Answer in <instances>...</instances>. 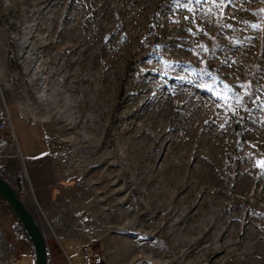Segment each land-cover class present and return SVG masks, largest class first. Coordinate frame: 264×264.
Instances as JSON below:
<instances>
[{
    "label": "rangeland",
    "instance_id": "rangeland-1",
    "mask_svg": "<svg viewBox=\"0 0 264 264\" xmlns=\"http://www.w3.org/2000/svg\"><path fill=\"white\" fill-rule=\"evenodd\" d=\"M16 1L0 109L62 158L61 250L83 264L98 234L110 264H264V0Z\"/></svg>",
    "mask_w": 264,
    "mask_h": 264
},
{
    "label": "crops",
    "instance_id": "crops-1",
    "mask_svg": "<svg viewBox=\"0 0 264 264\" xmlns=\"http://www.w3.org/2000/svg\"><path fill=\"white\" fill-rule=\"evenodd\" d=\"M5 90L9 92L8 88ZM9 120L5 110L0 109V125L6 123L9 129ZM11 120L16 123V134L20 133V137L17 134L13 139L6 135L4 128H0V176L15 191L20 190V199L38 224L44 238L46 233L50 235L45 238L47 263L76 264L74 255L69 256L59 247L56 241L59 233L53 229L51 223L59 218L61 207L58 197L65 188L64 178L67 176L59 168L62 158L56 154L58 149H54L44 124L28 119L19 107L13 110ZM96 235L100 240L98 234ZM22 237L16 229V221L0 200V260L25 258L27 264H34L32 247ZM88 238L89 242L82 251L83 256L84 249L91 247L101 257L102 264H110L103 260L99 240L95 242L93 235Z\"/></svg>",
    "mask_w": 264,
    "mask_h": 264
},
{
    "label": "water",
    "instance_id": "water-1",
    "mask_svg": "<svg viewBox=\"0 0 264 264\" xmlns=\"http://www.w3.org/2000/svg\"><path fill=\"white\" fill-rule=\"evenodd\" d=\"M0 198L7 206L28 239L34 257V264H48L46 241L38 224L18 198L16 191L0 176Z\"/></svg>",
    "mask_w": 264,
    "mask_h": 264
},
{
    "label": "built area",
    "instance_id": "built-area-1",
    "mask_svg": "<svg viewBox=\"0 0 264 264\" xmlns=\"http://www.w3.org/2000/svg\"><path fill=\"white\" fill-rule=\"evenodd\" d=\"M1 129H5V133L8 136H12L13 132L11 129H8L5 124L0 125ZM24 241L29 243L28 239L26 236H24ZM16 260L15 257L9 258L8 261L9 263H12ZM83 264H102V259L101 257L92 249L91 247L85 248L84 249V261Z\"/></svg>",
    "mask_w": 264,
    "mask_h": 264
},
{
    "label": "snow or ice",
    "instance_id": "snow-or-ice-1",
    "mask_svg": "<svg viewBox=\"0 0 264 264\" xmlns=\"http://www.w3.org/2000/svg\"><path fill=\"white\" fill-rule=\"evenodd\" d=\"M195 3L199 4L200 0H195ZM212 3H217V0H212ZM225 3V0H219V5L223 6ZM260 14H264V9L260 10ZM246 87V86H245ZM209 91H213L212 89H209ZM231 89L225 85L224 89L222 90L223 95L222 96H217L218 99H223V101L225 102L226 106L229 108V110L232 109V105L228 102L229 101V93H230ZM213 94L215 95V92L213 91ZM247 94V93H245ZM232 99L235 100V104L238 107L241 103H242V97L236 96L233 97ZM258 166L260 167H264V160L262 161H258Z\"/></svg>",
    "mask_w": 264,
    "mask_h": 264
},
{
    "label": "bare ground",
    "instance_id": "bare-ground-1",
    "mask_svg": "<svg viewBox=\"0 0 264 264\" xmlns=\"http://www.w3.org/2000/svg\"><path fill=\"white\" fill-rule=\"evenodd\" d=\"M73 1V2H72ZM79 0H71V2H72V5H75L77 2H78ZM20 4H21V1H16L15 0V2H14V4L12 5L13 7H17V6H20ZM82 8H85V6L84 7H80V10L82 9ZM84 11V10H83ZM58 23V22H57ZM39 26H40V24H39ZM74 30V29H73ZM51 38H52V40H54V38L56 37V36H58V32H57V30H56V28L54 27V28H52V30H51ZM75 43L76 44H74V42L72 43V45H71V47L69 48V52L70 53H75V52H82L81 50H79V46H78V42H83V40H82V37L80 36V34H75Z\"/></svg>",
    "mask_w": 264,
    "mask_h": 264
},
{
    "label": "trees",
    "instance_id": "trees-1",
    "mask_svg": "<svg viewBox=\"0 0 264 264\" xmlns=\"http://www.w3.org/2000/svg\"><path fill=\"white\" fill-rule=\"evenodd\" d=\"M258 13H259V15H260V11H258ZM18 183H19V180H18ZM16 194H17V196H18V198H20V190L18 189L17 191H16ZM0 200L2 201V199L0 198ZM3 202V201H2ZM4 203V202H3ZM5 205V204H4ZM6 206V205H5ZM6 208H7V206H6ZM8 209V208H7ZM8 211H9V209H8ZM10 212V211H9ZM11 213V212H10ZM12 215V214H11ZM13 216V215H12ZM14 218V217H13ZM14 220L16 221V219L14 218ZM16 229H17V231L20 233V234H22V235H24L25 236V234H24V231H23V229L21 228V226L17 223V221H16Z\"/></svg>",
    "mask_w": 264,
    "mask_h": 264
}]
</instances>
